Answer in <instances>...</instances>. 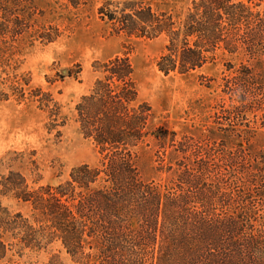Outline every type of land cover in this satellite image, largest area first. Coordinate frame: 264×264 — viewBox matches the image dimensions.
<instances>
[{"label":"trees","instance_id":"obj_1","mask_svg":"<svg viewBox=\"0 0 264 264\" xmlns=\"http://www.w3.org/2000/svg\"><path fill=\"white\" fill-rule=\"evenodd\" d=\"M36 1L0 0V67L7 44L44 17ZM150 1L103 0L98 15L117 34L164 36L156 63L164 75L202 69L218 52L241 54L248 64L223 78V92L239 105L223 113L233 121L264 110V0H192L182 18ZM35 36L51 42L58 34L42 27ZM94 72L100 77L76 105L75 122L99 165L74 167L67 180L37 188L19 172L0 174V193L31 209L26 217L0 203V261L11 249L21 256L59 242L75 264H264V153L248 145L249 132L220 127L176 140L138 100L127 56L96 62ZM39 102L48 108L50 101ZM59 114L53 104L51 127L65 124ZM150 143L161 152L160 171L170 174L166 183L139 175L138 153Z\"/></svg>","mask_w":264,"mask_h":264},{"label":"rangeland","instance_id":"obj_2","mask_svg":"<svg viewBox=\"0 0 264 264\" xmlns=\"http://www.w3.org/2000/svg\"><path fill=\"white\" fill-rule=\"evenodd\" d=\"M102 1L37 0L44 17L36 15L33 27L16 42L7 44L0 67L1 175L19 172L30 188H37L67 180L74 167L98 166L101 156L92 141L81 134L75 122V107L100 77L94 72L95 63L123 55L132 64L138 100L151 106L154 124L175 132L176 140L183 136L203 139L221 127L248 131V145L254 152L264 153V110L248 111L233 121L223 113L239 105L223 92V78L234 76L240 63L248 64L246 57L218 52L215 61L202 69L164 75L156 66L166 44L164 36L150 40L115 33L99 18ZM191 2L151 0L150 5L156 11L182 18ZM42 27H55L58 37L51 42L36 38L35 32ZM40 100L50 101L48 108ZM53 104L59 107L57 122L66 119L63 126L51 127L49 108ZM240 141L234 143L247 147ZM157 150L153 143L140 149L139 175L144 181L166 183L170 174L165 168L160 171L162 155H157ZM163 158L162 164L167 165L169 155ZM0 203L26 217L31 214L29 205L17 202L11 195L0 193ZM0 264L75 263L55 242L40 251L25 250L21 256L11 249Z\"/></svg>","mask_w":264,"mask_h":264}]
</instances>
